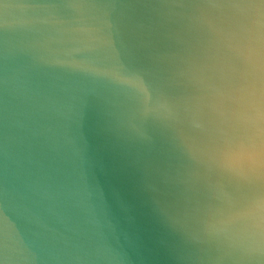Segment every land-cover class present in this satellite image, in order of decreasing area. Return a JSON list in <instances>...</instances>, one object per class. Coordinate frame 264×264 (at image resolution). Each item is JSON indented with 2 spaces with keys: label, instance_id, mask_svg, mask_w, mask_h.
<instances>
[{
  "label": "water",
  "instance_id": "1",
  "mask_svg": "<svg viewBox=\"0 0 264 264\" xmlns=\"http://www.w3.org/2000/svg\"><path fill=\"white\" fill-rule=\"evenodd\" d=\"M0 264H264V0H0Z\"/></svg>",
  "mask_w": 264,
  "mask_h": 264
}]
</instances>
